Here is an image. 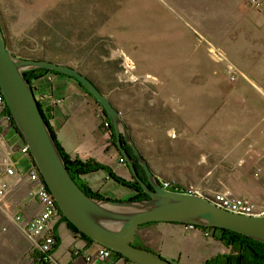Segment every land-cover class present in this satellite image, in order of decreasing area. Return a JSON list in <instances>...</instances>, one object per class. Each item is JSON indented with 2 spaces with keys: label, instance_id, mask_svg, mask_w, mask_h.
I'll return each mask as SVG.
<instances>
[{
  "label": "rangeland",
  "instance_id": "1",
  "mask_svg": "<svg viewBox=\"0 0 264 264\" xmlns=\"http://www.w3.org/2000/svg\"><path fill=\"white\" fill-rule=\"evenodd\" d=\"M259 9L248 0L238 7L236 0H0V27L14 56L56 62L88 77L128 124L151 168L164 175L171 153L201 149L194 138L202 119L234 112L224 69L237 60V17ZM46 82L51 86L53 77ZM74 86L112 144L111 125L97 116L102 108ZM185 126L189 136L171 130ZM102 190L122 200L132 194L112 180ZM205 231L176 226L171 236L181 250L193 246L184 256L194 264H220L233 252ZM68 242L63 236L59 255ZM33 257L29 242L0 212V264H36Z\"/></svg>",
  "mask_w": 264,
  "mask_h": 264
},
{
  "label": "crops",
  "instance_id": "2",
  "mask_svg": "<svg viewBox=\"0 0 264 264\" xmlns=\"http://www.w3.org/2000/svg\"><path fill=\"white\" fill-rule=\"evenodd\" d=\"M236 1L237 7L243 2ZM257 1L261 2L260 14L237 17V60L230 63L237 69L238 76L233 81L229 80L230 91L227 98L228 105L232 106L234 112L208 121L202 119V131L194 138L201 149L196 148V152L185 154L171 153L168 158L169 174H159L161 172L153 170L147 161L161 181L190 184L210 172L213 182L220 181L222 185L230 186L235 195L246 197L253 203L262 200L261 185L250 177L252 166L264 152V0ZM46 80L44 77L36 83L39 89L34 94L62 150L72 159L102 164L116 176L129 181L132 178L129 169L125 164L119 163L120 155L108 140L107 133L92 121L89 104L80 96V91L75 89L74 81L53 76V84L49 86ZM57 100L62 103L57 104ZM171 130L175 136H178V132L185 133L186 136L190 134L188 126L182 130ZM191 136L193 139L194 135ZM18 139L19 136L14 131L4 136L8 143H14ZM13 159L19 174L6 179L13 186L9 200L18 201L27 218L38 211L36 199L28 194L34 185L26 182L24 177L29 162L19 154L14 155ZM84 179L93 191L99 193L103 191V185L111 180L103 172L87 175ZM111 198L118 199L114 196ZM176 226L183 225L152 223L141 226L135 237L136 243L175 264H194L189 256H184L193 246H184L186 250H181V246L176 245L171 236L174 235ZM54 234L58 240L54 256L60 264H88L85 258L95 255L97 245L73 236L63 222L56 224ZM63 236L69 241L68 247L65 255H59ZM113 264L123 262L116 259Z\"/></svg>",
  "mask_w": 264,
  "mask_h": 264
},
{
  "label": "water",
  "instance_id": "3",
  "mask_svg": "<svg viewBox=\"0 0 264 264\" xmlns=\"http://www.w3.org/2000/svg\"><path fill=\"white\" fill-rule=\"evenodd\" d=\"M45 69L66 75L94 98L111 125L116 149L131 176L148 198L111 200L86 195L71 177L51 129L24 72ZM0 92L20 138L61 215L94 244L120 254L133 264H175L156 252L133 245L140 226L148 223L188 224L229 230L264 244V216L228 212L211 199L161 187L137 148L128 124L105 94L76 69L46 60L14 56L0 27ZM127 145L134 158L126 151ZM138 164L145 180L136 171Z\"/></svg>",
  "mask_w": 264,
  "mask_h": 264
},
{
  "label": "built area",
  "instance_id": "4",
  "mask_svg": "<svg viewBox=\"0 0 264 264\" xmlns=\"http://www.w3.org/2000/svg\"><path fill=\"white\" fill-rule=\"evenodd\" d=\"M248 4L255 9L260 7L257 0H248ZM225 70L231 81L238 76L237 69L231 64L226 65ZM52 77L48 74L45 78L51 81ZM7 110L3 95L0 92V212L5 216L8 224L15 226L29 242L32 250L38 252L39 264H60L54 256L56 246L54 228L60 219V211L32 161L28 146L20 137L14 143H8L4 140L5 134L13 131L14 124L10 114L6 112ZM97 116L101 117L102 113ZM104 122L107 126L106 121ZM16 154L26 158L29 162L24 177L26 182L34 185L33 190L29 191L28 194L36 199L38 205L37 213L27 218L24 217L25 214L19 202L9 200L13 186L6 179L19 174L16 162L13 159ZM119 163L125 164L121 156L119 157ZM233 170L230 169V171ZM250 177L253 181L259 183L263 190V197L259 203H253L246 197L235 195L230 186L222 185L220 181L213 182L210 178V172H207L195 183L180 184L176 181H161L160 185L167 190L209 198L216 206L228 212L249 216H264V152L252 166ZM183 226L186 230L197 229L193 225L185 224ZM204 230H206L204 235L212 238V231L207 228ZM114 260L112 251L99 245H97L94 256L85 258L88 264H113ZM123 264L133 263L124 261Z\"/></svg>",
  "mask_w": 264,
  "mask_h": 264
},
{
  "label": "trees",
  "instance_id": "5",
  "mask_svg": "<svg viewBox=\"0 0 264 264\" xmlns=\"http://www.w3.org/2000/svg\"><path fill=\"white\" fill-rule=\"evenodd\" d=\"M23 74H24L25 78L28 80V82L31 84V86H32V84L38 83L41 79L46 77L48 74H50L52 76H60V77L72 79L92 100H94V98L92 96H90L79 85V83L76 80H74L73 78H70L66 75L59 74V73H56L53 71H48L45 69H35V70H31V71H26ZM39 107H40V105H39ZM6 112H7V114H9L8 110ZM102 118L106 121V123L108 125H110L109 120L103 114V110H102ZM12 130L20 137V135H19L18 131L16 130L14 124H13ZM108 132H109L111 138L113 139L112 145L114 146L115 142H114V135H113L112 128H110V130H108ZM52 135H53V133H52ZM53 137H54V135H53ZM54 140H55V143H56L59 151L61 152V154L63 156L66 167H67L71 177L73 178V180L76 182V184L83 190V192L86 195L91 196V197H95V198H108L111 200H118V199L111 198L109 196H105V195H103L97 191H93L90 188L89 184L84 179V177L87 175H92V174H96L98 172H103L107 175V177H109V179H111L115 183H118L119 185L126 187L129 190H131L132 194L130 197H128V200H141V199L148 198L147 195L143 193L138 182L133 177L131 178V180L126 181V180H123L120 177L116 176L108 167H106L102 164H99V163H96L93 161H82L78 158L72 159L62 150V148L60 147V145L56 141L55 137H54ZM123 147L130 154V156L132 158H134V155H133L131 149L127 145H123ZM135 168H136V171H137L139 177L141 179L145 180V175H144L141 167L138 164H135ZM59 214H60L59 221L63 222L66 225V227L73 234V236L82 238V239L86 240L88 243L93 244V242L89 238H87L84 234L80 233L72 224H70L61 215L60 212H59ZM148 224H152V223H148ZM172 224H177V223H172ZM144 225H146V224H144ZM144 225H142V226H144ZM182 225H185V224H182ZM195 227L197 229H205L203 227H198V226H195ZM207 229L212 231V238L215 241L222 244L226 248L231 249V251L233 252L232 255L221 256L220 260H222V261L220 262V264L221 263L222 264H264V244L259 243L255 240L251 239V238H248L244 235H241V234L229 231V230H225V229H221V228H207ZM57 242H58V240L56 238V243ZM133 245L136 247L144 248V247L138 245L136 243V240L133 241ZM112 253H113V257L115 260L119 259L122 262L127 261L120 254L115 253V252H112ZM33 254H34V257H33L34 263L39 264L38 263V257H39L38 252L36 250H34ZM217 261L218 260L215 259V260H213V263L214 264L219 263ZM206 264H208V263H206Z\"/></svg>",
  "mask_w": 264,
  "mask_h": 264
}]
</instances>
